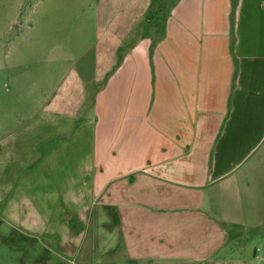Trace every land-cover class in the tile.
Here are the masks:
<instances>
[{"label": "crops", "instance_id": "0c3cea01", "mask_svg": "<svg viewBox=\"0 0 264 264\" xmlns=\"http://www.w3.org/2000/svg\"><path fill=\"white\" fill-rule=\"evenodd\" d=\"M149 3L2 55L0 222L64 256L108 224L127 264L260 261L223 250L264 228V0H175L156 36Z\"/></svg>", "mask_w": 264, "mask_h": 264}, {"label": "rangeland", "instance_id": "374dc122", "mask_svg": "<svg viewBox=\"0 0 264 264\" xmlns=\"http://www.w3.org/2000/svg\"><path fill=\"white\" fill-rule=\"evenodd\" d=\"M95 1L0 0V59L8 51L26 54L21 57L23 60L29 54L27 52L46 49L49 42H45L42 28L45 22L54 20L55 23L58 18H61L58 21L60 26L65 28L63 34H66L62 43L73 45L77 40L72 32L73 20L80 16H92L91 6ZM174 1L165 0V8L150 23L151 34H160L166 13ZM30 22H33L34 29L31 34L28 30ZM96 228L89 229L86 234L82 233L75 246V253L64 256L53 238L26 233L0 222V264H127L123 251L111 249L114 247L109 245V225ZM240 237L245 249L228 248L223 252L228 256L252 259L253 251L257 249L255 254L260 261L252 264H264V228Z\"/></svg>", "mask_w": 264, "mask_h": 264}, {"label": "trees", "instance_id": "16d2710c", "mask_svg": "<svg viewBox=\"0 0 264 264\" xmlns=\"http://www.w3.org/2000/svg\"><path fill=\"white\" fill-rule=\"evenodd\" d=\"M174 3V2H173ZM165 8V0H150L148 11L145 16V20L148 22L153 21L159 14L160 12ZM170 8L168 9L166 15H168ZM233 10L234 6H232V12L230 15V20L231 22L233 21ZM155 43H152L150 46V53L152 49L154 48Z\"/></svg>", "mask_w": 264, "mask_h": 264}]
</instances>
